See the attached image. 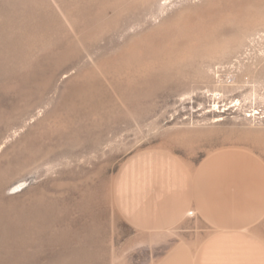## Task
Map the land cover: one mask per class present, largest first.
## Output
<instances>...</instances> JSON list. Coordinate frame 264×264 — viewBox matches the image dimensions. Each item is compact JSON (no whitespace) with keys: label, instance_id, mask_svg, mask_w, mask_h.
<instances>
[{"label":"rangeland","instance_id":"obj_1","mask_svg":"<svg viewBox=\"0 0 264 264\" xmlns=\"http://www.w3.org/2000/svg\"><path fill=\"white\" fill-rule=\"evenodd\" d=\"M198 212L264 258V0H0V264H159Z\"/></svg>","mask_w":264,"mask_h":264},{"label":"crops","instance_id":"obj_2","mask_svg":"<svg viewBox=\"0 0 264 264\" xmlns=\"http://www.w3.org/2000/svg\"><path fill=\"white\" fill-rule=\"evenodd\" d=\"M201 215L178 213L172 218V226H162L163 230L172 229L170 236L176 239L159 264H264V258L258 255L261 242L253 225L236 219L229 223L219 216L204 220ZM192 247L197 251L193 258L189 256Z\"/></svg>","mask_w":264,"mask_h":264}]
</instances>
